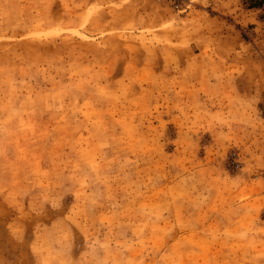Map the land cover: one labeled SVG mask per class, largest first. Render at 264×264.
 <instances>
[{
	"label": "rangeland",
	"instance_id": "374dc122",
	"mask_svg": "<svg viewBox=\"0 0 264 264\" xmlns=\"http://www.w3.org/2000/svg\"><path fill=\"white\" fill-rule=\"evenodd\" d=\"M192 2L0 0V264H264V8Z\"/></svg>",
	"mask_w": 264,
	"mask_h": 264
},
{
	"label": "built area",
	"instance_id": "2783aa9c",
	"mask_svg": "<svg viewBox=\"0 0 264 264\" xmlns=\"http://www.w3.org/2000/svg\"><path fill=\"white\" fill-rule=\"evenodd\" d=\"M167 1L177 11H185L193 4L192 0H162ZM230 161L235 167H239V162L235 153L231 154Z\"/></svg>",
	"mask_w": 264,
	"mask_h": 264
},
{
	"label": "trees",
	"instance_id": "16d2710c",
	"mask_svg": "<svg viewBox=\"0 0 264 264\" xmlns=\"http://www.w3.org/2000/svg\"><path fill=\"white\" fill-rule=\"evenodd\" d=\"M264 2V0H252V2L250 3L251 7H257L259 5H261Z\"/></svg>",
	"mask_w": 264,
	"mask_h": 264
},
{
	"label": "crops",
	"instance_id": "0c3cea01",
	"mask_svg": "<svg viewBox=\"0 0 264 264\" xmlns=\"http://www.w3.org/2000/svg\"><path fill=\"white\" fill-rule=\"evenodd\" d=\"M263 8H264V2L261 5L257 6V7H250V8H248V10L260 11Z\"/></svg>",
	"mask_w": 264,
	"mask_h": 264
}]
</instances>
